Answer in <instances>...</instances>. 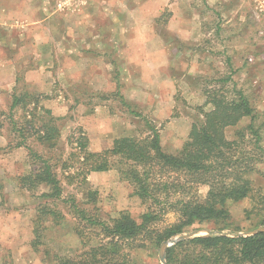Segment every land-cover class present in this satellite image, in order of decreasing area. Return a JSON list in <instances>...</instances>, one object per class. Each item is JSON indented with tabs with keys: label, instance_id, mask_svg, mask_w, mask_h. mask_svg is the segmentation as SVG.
Segmentation results:
<instances>
[{
	"label": "rangeland",
	"instance_id": "obj_1",
	"mask_svg": "<svg viewBox=\"0 0 264 264\" xmlns=\"http://www.w3.org/2000/svg\"><path fill=\"white\" fill-rule=\"evenodd\" d=\"M48 1L47 6L54 9L56 0ZM76 3L72 6L80 5ZM263 8L264 0H95L90 8L67 9L64 15L55 16L54 23L63 20L66 24L62 31L56 24L51 32L32 29L34 38L47 40L54 64L49 91L33 94L41 96L39 106L44 111H38L35 130L25 135L29 150L16 147L22 140L10 122L11 116L20 121L25 111L10 107L13 95L28 93L27 73L36 68L40 53L19 48L16 86L11 92H0V264H53L54 254L75 257L93 246L87 243L102 241L97 229L77 219L72 202L87 216L107 223L121 212L140 222L142 214L153 211L162 215L156 224L162 228L177 221L169 206L177 197L205 200L207 186L184 180L185 189L179 194L169 189L168 200L165 191L158 194L161 204L142 202L119 174L117 159L109 171L86 175V184L81 186L79 134L87 138L90 151L101 153L115 139L148 137L151 125L159 132L162 150L175 152L186 142L192 124L200 123L212 109L207 93L218 91L232 98L237 89L254 110L252 123L261 137V149L249 132H244L243 140L235 136V131L251 123L249 118L227 128L226 135L238 142L237 156L264 173ZM170 83L176 87L173 106L164 98ZM46 111L57 119L59 137L44 144L34 132L48 120ZM43 162L60 182L59 200L40 198L48 192L44 186L31 191L21 186V178L37 171ZM179 178L183 181L175 174L164 175L160 181L169 186ZM249 178L251 195L226 203L225 233L249 236L261 229L252 230L261 220L258 201L264 195V177L255 173ZM88 191L96 192L95 203L86 202ZM43 205L59 212L61 218H46L42 223L46 243L34 250L36 211ZM214 227L195 226L199 235ZM121 246L135 264H162L160 247Z\"/></svg>",
	"mask_w": 264,
	"mask_h": 264
},
{
	"label": "trees",
	"instance_id": "obj_2",
	"mask_svg": "<svg viewBox=\"0 0 264 264\" xmlns=\"http://www.w3.org/2000/svg\"><path fill=\"white\" fill-rule=\"evenodd\" d=\"M224 94L218 91L207 93V103L211 104L212 109L203 114L200 123L192 124L186 142L176 154H166L162 150L159 132L148 123L151 132L148 137L115 139L111 148L101 153L90 151L87 138L83 134L77 135L76 146L82 158L80 164L84 175L81 186L86 184V175L109 171L113 166L112 160L117 159L119 174L133 186L134 195L142 202L161 204L158 194L165 191V200H168L167 191L171 189L174 194H179L185 189L184 180L207 186L208 192L204 201L177 197L169 204L177 214V221L162 228L156 225L162 215L153 211L142 214L140 222L121 212L107 223L97 217L87 216L84 210L72 202L77 219L97 229L103 239L99 242L95 239L94 244L87 243L93 246L75 257L54 254L53 264H135L130 253H124L121 245L132 246L130 249L144 248L147 244L160 247L163 242L184 234H190L191 237L180 240L165 250V264H264V232H255L249 236L225 233V223L229 218L227 201L249 197L253 192L249 176L257 173L264 177V173L256 170L253 163L242 161L237 156L238 142L228 139L226 135L227 128L235 127L242 119L249 118L251 123L246 128L235 131V136L243 140L244 132H249L255 139V146L261 149L258 147L261 137L252 123L254 110L248 98L237 89L233 90L232 98ZM12 97L10 110L20 107L25 111L20 121L16 122L10 117L12 130L17 131L22 140L16 147L29 150L25 135L28 131L35 130L38 111H44L39 106L41 96L24 93L22 96L15 94ZM45 114L48 120L43 121L38 131L34 132L44 144L59 137V128L55 123L57 119L47 111ZM261 163L264 164V161ZM41 164L42 167L37 171L21 178V186L27 191L44 186L48 192L42 193L40 198L47 201L59 200L62 195L60 182L47 162ZM172 174L183 177V181L179 178L169 186L160 181V177ZM86 200L87 203H95L96 192L88 191ZM258 204L261 207V220L252 230L264 228V195L259 197ZM36 213L34 239L31 243L34 250L46 243L42 233V223L46 218L51 217L53 221L61 218L59 212L47 205L39 206ZM203 224H213L216 229L210 230L206 235H199V228L195 226Z\"/></svg>",
	"mask_w": 264,
	"mask_h": 264
},
{
	"label": "crops",
	"instance_id": "obj_3",
	"mask_svg": "<svg viewBox=\"0 0 264 264\" xmlns=\"http://www.w3.org/2000/svg\"><path fill=\"white\" fill-rule=\"evenodd\" d=\"M78 1L80 3L79 6H72V3L77 4L76 2ZM94 1L56 0V6L50 10V6H47L49 4L48 0H0V92L8 93L15 88L17 73L21 66V64L19 65V57L16 51L19 48H26L36 52V55L40 53V59L38 56L36 68L30 69L27 73L29 77L25 81L28 94L47 93L50 88V76H52L50 69L54 64L53 52L47 44V40L44 41L40 36L34 38L32 29L38 28L51 32L50 28L52 27V31H55L56 27L54 26L56 24L58 30L62 31L66 27V24L63 20H57V23H54L56 21L55 16L64 15L62 13L67 9L90 8ZM8 34L13 35V38L9 39L7 37ZM33 76L38 77V79L34 80L36 81L35 83L31 79ZM168 88L164 92L165 103L173 106V96L176 92V87L170 83ZM180 150L175 152H168L166 150L165 153L176 154ZM6 216L4 215V218ZM6 248H11V245H7Z\"/></svg>",
	"mask_w": 264,
	"mask_h": 264
},
{
	"label": "water",
	"instance_id": "obj_4",
	"mask_svg": "<svg viewBox=\"0 0 264 264\" xmlns=\"http://www.w3.org/2000/svg\"><path fill=\"white\" fill-rule=\"evenodd\" d=\"M255 232H264V228H261L257 231H254V232H251L250 235L254 234ZM186 238H187V236H183V237L176 238V239H170L168 241L163 242L160 245V259H161L162 264H165V259H164L165 250L167 248L171 247L172 245H174L175 243H177L178 241L186 239Z\"/></svg>",
	"mask_w": 264,
	"mask_h": 264
}]
</instances>
